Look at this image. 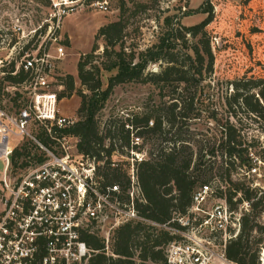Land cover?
I'll return each instance as SVG.
<instances>
[{
    "label": "built area",
    "instance_id": "built-area-1",
    "mask_svg": "<svg viewBox=\"0 0 264 264\" xmlns=\"http://www.w3.org/2000/svg\"><path fill=\"white\" fill-rule=\"evenodd\" d=\"M89 1L109 11L108 0ZM50 2L57 22L78 6V0ZM49 33L52 44L27 53L18 65L26 74L24 102L8 110L0 107V264H90L100 251L115 257V230L136 222L172 236L161 264H241L228 256L227 248L252 208L253 201L242 192L234 190L232 205L229 186L214 176L196 187L186 212L175 210L168 220L155 222L140 216L136 204L142 198L137 162L147 155L136 150L140 137L132 138L126 157L116 149L111 155L110 166L117 170L122 168L117 158L127 160L126 189L107 182L104 160L80 151V138L70 132L78 118L61 112L53 87L66 48L56 31ZM12 136L20 139L14 145ZM260 140L264 143V134ZM249 157L252 163L240 166L236 175L241 179L234 180L264 194V161L252 152ZM89 234L102 238V250L87 244ZM260 259L264 264V248Z\"/></svg>",
    "mask_w": 264,
    "mask_h": 264
},
{
    "label": "trees",
    "instance_id": "trees-1",
    "mask_svg": "<svg viewBox=\"0 0 264 264\" xmlns=\"http://www.w3.org/2000/svg\"><path fill=\"white\" fill-rule=\"evenodd\" d=\"M126 6L124 1L120 5V20L103 25L98 31L97 36L106 41L105 61L101 65L93 64L97 48L94 47L78 62V78L86 90L77 89L73 75L60 77L65 89L57 93L58 99L71 97L74 93L81 98L79 119L70 132L80 138V151L104 160L102 174L107 182L121 183L126 189L125 173L110 166L115 148L113 144L110 147L104 145L110 133H101L97 114L118 85L128 82L156 85L161 96L159 106L132 119V124L138 128L137 136L145 138L152 147L149 156L137 162L142 198L137 199L136 204L140 216L164 222L175 210L186 212L196 187L218 176L229 184L227 195L232 205L234 190L253 201L251 211L243 216L239 235L228 244V256L241 264H261L259 244L264 240V225H259L252 212L264 211V194L242 181L232 180V174L240 166L250 165L252 160L249 157L251 143L240 123L242 120L239 119L238 125L231 117L236 118L241 111L264 116V76L232 81L235 92L227 99L229 117L220 125V135L212 137L215 142L210 145L212 139L208 140L207 135L189 129L183 131L180 120L193 114L199 85L214 73L212 34L207 29L214 17L212 6L205 4L203 12L208 14L207 17L190 26L183 25L176 14L167 15L158 42L138 53L128 52L120 44L126 28L122 18ZM154 63H159L160 69L148 70ZM113 70L116 73L108 78L107 87L103 88L102 72ZM13 71L14 63L7 80L21 83L26 79L23 69L11 74ZM184 109L187 113L183 112ZM119 140L123 144L120 148H131V132L124 125ZM218 156L220 162L213 159ZM256 229L261 234L259 237L253 233ZM171 239L172 236L151 224L126 223L113 234L111 248L116 256H107L100 251L91 257L90 264H136V259L141 264H161L166 260L165 246ZM85 240L96 250L104 248L103 240L98 236L89 234Z\"/></svg>",
    "mask_w": 264,
    "mask_h": 264
},
{
    "label": "rangeland",
    "instance_id": "rangeland-1",
    "mask_svg": "<svg viewBox=\"0 0 264 264\" xmlns=\"http://www.w3.org/2000/svg\"><path fill=\"white\" fill-rule=\"evenodd\" d=\"M123 1L127 5V11L122 17L126 28L120 44L128 52L136 53L158 42L167 15L176 14L183 25L190 26L207 17L208 14L203 12L205 4L212 6L214 17L207 29L212 34L214 73L199 85L193 114L186 120H180L183 131L189 129L207 135L210 137L208 140L212 139L209 142L212 145L215 142L212 137L220 135V125L229 117L227 99L235 92L232 81L264 76V0H108V12L92 6L89 0H78L75 11L61 17L59 22L54 17L50 0H0V107L8 110L24 102V82L14 83L7 80L6 76L12 63L18 71V65H21L27 53L42 50L47 43L48 47L52 44L49 33L51 29L61 37L60 43L66 48V56L57 65L58 76L53 83L54 90L60 93L65 89L60 77L68 74L75 77L78 90H86L78 78V62L94 47L97 48L93 64L101 65L105 61L103 52L106 41L97 34L103 25L120 20V5ZM159 69V63L150 64L148 68L150 71ZM115 73L116 70L102 72L103 88L107 87L108 78ZM159 91L151 83L128 82L115 87L97 114L101 133H110L104 140L106 147L113 144L119 153L127 155V148H120L123 145L119 140L121 128L124 125L130 130L131 139L137 136L138 128L132 124V119L137 114L159 106ZM80 101L77 93L60 99L61 112L79 119ZM183 112L187 113L185 109ZM239 119L251 143L250 152L264 161V143L260 140L264 134V116L241 111L236 118L231 117L238 125ZM19 140L12 136L13 145ZM151 148V144L141 138L136 150L144 151L149 156ZM117 159H120L122 167L119 171L123 172L127 160L121 157ZM213 159L221 161L219 156ZM261 171L264 173V165ZM234 179H241L236 171L232 174ZM224 184L229 186L227 182ZM252 216L256 217L259 225H264V211L252 212ZM253 233L257 237L261 235L257 229ZM259 246L262 251L264 240Z\"/></svg>",
    "mask_w": 264,
    "mask_h": 264
}]
</instances>
